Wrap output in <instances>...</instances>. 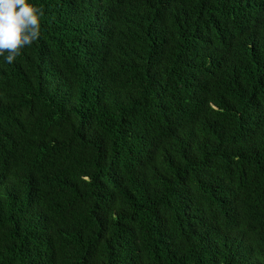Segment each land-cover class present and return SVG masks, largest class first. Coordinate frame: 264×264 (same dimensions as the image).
I'll use <instances>...</instances> for the list:
<instances>
[{"label": "trees", "instance_id": "1", "mask_svg": "<svg viewBox=\"0 0 264 264\" xmlns=\"http://www.w3.org/2000/svg\"><path fill=\"white\" fill-rule=\"evenodd\" d=\"M0 57V264H264V0H34Z\"/></svg>", "mask_w": 264, "mask_h": 264}, {"label": "clouds", "instance_id": "2", "mask_svg": "<svg viewBox=\"0 0 264 264\" xmlns=\"http://www.w3.org/2000/svg\"><path fill=\"white\" fill-rule=\"evenodd\" d=\"M44 10L34 0H0V57L12 63L39 40Z\"/></svg>", "mask_w": 264, "mask_h": 264}]
</instances>
